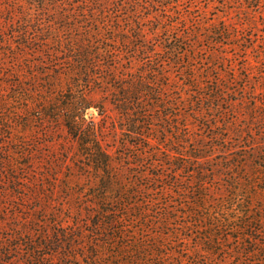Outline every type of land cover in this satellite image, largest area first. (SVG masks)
Here are the masks:
<instances>
[{"label": "trees", "instance_id": "obj_1", "mask_svg": "<svg viewBox=\"0 0 264 264\" xmlns=\"http://www.w3.org/2000/svg\"><path fill=\"white\" fill-rule=\"evenodd\" d=\"M183 1L0 0V13L6 12L0 16V24L11 26L10 33L0 28V42L12 47L7 53L14 59L13 68L2 76L17 77L11 83L5 81L13 85L11 89H3L0 81V102L2 106L20 104L12 106L1 127L13 130L21 115L28 116L29 127L36 121L64 126L77 149L65 148L63 161L73 166L77 160L81 169L80 174L66 176V187L71 190L84 181L83 189H94L90 195L95 201L89 206L98 200L105 204L100 210L105 213V226L94 223L102 232L79 231L81 227L68 216L62 222L69 228L55 231L51 238L44 233L46 241L31 248L24 258H3L1 251L0 264H264V205L258 206L259 213L254 211V202L260 201L264 190L255 179L264 173L260 165L243 177L235 168L247 166L243 160L247 154L230 153L242 143L222 132L208 138L203 129L196 136L189 122L171 123L175 117L189 118L192 111L204 113L196 107L184 113L183 105L196 106L203 97H219L218 93L201 94L194 88L201 85L199 76L187 72L197 70L187 56L205 48L199 46L202 32L196 31L198 38L193 39L189 31V16L180 7ZM195 2L192 0L191 8L196 7ZM250 3L251 10L264 8V0ZM153 19L157 24H148ZM184 22L187 29L181 28ZM204 25L215 26L210 30L216 36L209 39L211 43L225 44L224 39L233 36L229 26ZM256 46V42L246 44V56ZM21 64L26 68H20ZM104 69L105 76L100 72ZM93 91L105 93V104L89 98ZM91 107L101 111L105 107V134L94 122L98 115L88 116ZM32 108L38 113H31ZM214 108L225 109L220 103L209 106ZM166 123L178 135V149L166 146L174 135ZM190 139L198 143L191 145ZM8 151L17 156L34 155ZM217 151L227 153L216 159L231 182L219 183L216 192L208 186L205 163L214 164L212 154ZM8 161L12 160L0 157V172L13 176L11 181L16 184L21 176L13 175L15 166L6 165ZM147 165L156 170L137 169ZM87 168L95 174L88 175ZM183 171L199 176L192 190L181 185L182 180L187 182L180 177ZM86 178L93 182L86 184ZM35 188L34 197L41 198ZM139 192L152 194L143 202H131ZM158 192L161 196H154ZM174 193L181 198L192 194L187 196L189 203H182L186 209L183 219L178 207L170 206ZM162 195L166 202L161 207Z\"/></svg>", "mask_w": 264, "mask_h": 264}, {"label": "rangeland", "instance_id": "obj_2", "mask_svg": "<svg viewBox=\"0 0 264 264\" xmlns=\"http://www.w3.org/2000/svg\"><path fill=\"white\" fill-rule=\"evenodd\" d=\"M191 2L192 0H184L180 7L189 16L187 26L193 34V39L198 38L196 31L202 32L203 38L199 41V46L205 49L192 52L187 56V60L191 59L194 64H197V70L189 68L187 72L199 76L201 85L194 88L200 90L201 94L209 96L218 93L219 97L216 100L203 97V102L196 104V106L183 105L184 111L182 112L184 113L189 114V110L195 107L204 113L196 114L192 111L189 118L185 116L175 117L171 123L189 122L191 129L197 132L196 136H200L203 129V134H206L208 138L219 132L225 136L233 137L235 142L242 143V147L230 151V153L247 154L246 157H243L247 166L243 169L235 168V172L240 171L243 177L248 176V172H251L254 165H260L261 169L259 170L264 172V8L251 10L250 0H245L242 5H226L225 0H196L195 8H191ZM172 9L178 10L176 6H173ZM5 13L1 12L0 16H5ZM153 20L154 22H152ZM153 20L149 21L148 24H157V21ZM204 22L221 23L222 26H229L232 28L233 36L224 39L225 44L211 43L209 39H215L216 36L210 33V30L215 29V26H203ZM1 27L7 29L8 33L11 32L9 24H0ZM181 28L187 29L186 22ZM255 42L257 46L251 49L246 56L247 53L245 54L243 51L244 46ZM9 48L12 47L0 42V81L3 82L1 83L3 89H11L13 85L8 83L17 78L2 76V72L8 73L13 68L11 64L14 59H11L7 53ZM209 63L212 65L209 66ZM20 68H26L25 64H21ZM100 72L105 76V69L100 70ZM177 74H181L180 76L183 78L181 72ZM5 81L8 83L6 84ZM89 98L105 104V93L102 91L91 92ZM200 98L202 99V97ZM213 103H220L225 109H209ZM18 105L20 104L15 102L13 105L2 106L0 102V123H4V117L9 115L12 106ZM2 107L7 110L5 111ZM30 112L38 113L37 109L34 108L30 109ZM93 113L98 115L94 122L100 124V132L105 134V107L102 111L96 107L89 108L88 116ZM27 118L26 115L17 118V123L11 131L7 130L6 127L2 128L0 125V142H4L2 149H0V157L4 156L11 159V163L8 161L6 165L15 166V170L12 171L13 175L21 176V179H17V183L14 184L11 181L13 176L0 172V252H3V258H24L31 248L41 245L42 240L43 242L46 241L44 233L51 238L55 231H64L69 228L70 226L63 225L62 222L68 216L75 225L81 227V229L78 228L79 231L82 229L98 230L94 224L95 221L103 222L102 224L105 226V213L100 211L102 207H105V204L100 200L95 205L89 206L88 204L95 201V198L90 195L94 189H83L85 185L81 183L84 181H78L71 190L65 185L67 183L66 176L71 173L80 174L81 169L78 167L79 161L76 159H74L76 161L73 166L63 161L65 148L77 149L64 126L56 122L42 124L36 121L35 126L29 127L26 123ZM212 125L217 127L214 128ZM166 126H168V132L174 134L173 139H170L166 146L169 145L178 149V135L170 124L166 123ZM11 136H14L15 140ZM16 139L19 141L26 140L27 143L16 142ZM191 142V145L194 142L198 143L197 140H191ZM217 142H222V139ZM10 149L19 150L20 154L22 151L34 152V155L17 156L14 153H9L8 150ZM223 155H227V153L217 151L212 154L215 157V165L210 162L205 163L207 170L205 175L210 178L208 179V186L215 189L216 192L219 183L231 182L226 176L227 171L218 167L222 162L217 161L216 158ZM239 159L236 157L235 160ZM28 160L30 161L29 166L25 167L23 164ZM88 162L90 163L89 160H87ZM225 164L226 162H224ZM148 168L151 172L156 170L150 165L137 169L145 170ZM86 171L88 175L95 174L91 168H87ZM135 174L132 176L133 180L137 178ZM180 177L187 180V182L182 180L181 185L188 186L191 190L199 182L198 174H189L187 171L181 172ZM25 178H28V181ZM255 179L258 180L259 186H264V173H258ZM169 180L170 178L167 179L168 183H170ZM85 182L86 184L92 183L93 180L86 178ZM144 182L153 186V183L148 179H145ZM21 185L22 187H20ZM35 187L40 190L41 198L34 197L35 190H37ZM30 190L34 192L32 191L31 194ZM212 191L214 190H208L213 194ZM21 193L27 195L23 197L20 195ZM49 193L50 196L45 195ZM159 193H155L154 196H161V194L158 195ZM261 193L260 198H258L260 201L254 202L257 204L254 211L258 213L260 212L258 206L264 205V190ZM150 194L139 192L134 194L130 200L131 202H143ZM162 196L164 203L160 202L161 207L166 202L165 195ZM187 196H192V194L186 193L184 198L179 197L177 193L170 196L173 200L170 206L178 207L181 219L184 218L183 212L186 211L182 203H189L190 200ZM82 208L84 209L82 210ZM89 210L92 211L88 213ZM163 211L165 212L166 209L164 208ZM98 232H102V230H98ZM17 244H21V246L17 248Z\"/></svg>", "mask_w": 264, "mask_h": 264}]
</instances>
